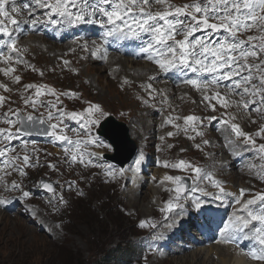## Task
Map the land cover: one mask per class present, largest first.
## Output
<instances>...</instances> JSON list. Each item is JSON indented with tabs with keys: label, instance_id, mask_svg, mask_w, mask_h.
Wrapping results in <instances>:
<instances>
[{
	"label": "rangeland",
	"instance_id": "rangeland-1",
	"mask_svg": "<svg viewBox=\"0 0 264 264\" xmlns=\"http://www.w3.org/2000/svg\"><path fill=\"white\" fill-rule=\"evenodd\" d=\"M251 31L252 29L242 32L239 34L240 38L247 40ZM257 34L259 36L264 35V33L259 31H257ZM29 36L30 35H26V39H28ZM96 40L98 43L100 42L98 34L96 35ZM25 48L27 51L31 50L26 46ZM31 48L33 51L35 50L33 45H31ZM33 51L32 53H28V59L31 62H34V68L28 73H22L21 79L23 83L50 87L56 92V95L59 93L56 87L65 88L66 91L70 89L80 92L82 95L71 96V99L68 101H65L63 98L59 99L61 109H63L64 112L70 113L75 111L80 113L89 107L90 102H87L88 100L92 101L91 104H96L95 102H98L102 105L99 106L102 108L105 115L100 116L99 114H96L95 118L98 119V123L94 127H91L89 132L86 133L85 129H81L79 124L73 123L68 124V129L66 131V134L73 139H91L94 141V143L89 146V153L92 154L91 159L92 156H96L94 161L96 162V165L100 167H93L90 169L68 167L64 161H61L57 156H54L53 151H59L57 145L51 143V138L44 140L35 139L31 141L22 137L14 139L12 144L14 146L19 145V148L12 151L14 153L25 155V151L28 148L34 147L36 149L35 153H33L35 157V166L30 170H26V175L23 177H19L20 175L11 176L10 183L5 179V184L9 188L13 181L22 185L23 190L30 193L28 199L23 198L20 191H5L6 185H3L2 187V190L6 195V200L12 199L13 196H16L17 200L20 201L18 204L20 209L14 213L6 212L1 213L0 215V264H180L179 261H173V258L184 256L181 254L171 257L172 259H163V262L161 263H155L153 261L155 259L153 254L156 253V250L152 249L150 243L154 240H159L160 235L163 232L166 233V230L164 229L168 228L166 225L172 223V221L170 222L168 218L167 220L160 221V223H148L155 224V228L147 226L145 228L139 227V223L146 218L140 209L137 208L132 210L129 208L130 200L129 198L124 197L123 194L129 187L135 185L133 184L130 186L131 180L136 176V174H134L135 165L129 164L121 169L113 164L110 167L111 169H114L115 175L113 177L107 175L101 176V167H108L102 166L101 164L106 162L112 164L111 162L104 160L102 155L111 156L114 153L111 145L96 135L95 130L98 124L104 118L112 116L117 123L122 124L127 128V135L137 148V152H141L145 157V160L142 162L143 167L137 174L147 178L148 185L155 186L156 184L151 183L149 179L153 176H157L159 181L162 176L161 174L163 173L165 177L169 175L173 177L187 176L191 179L192 187L197 181L194 180V173L191 169L170 170V167H164V164L168 161L174 164L182 160L180 154L183 148H180L179 146L181 144L187 145V152L185 154L187 161L193 166L199 168H202V163L198 160L192 159V157H197L193 152V149H197V144L200 145L203 152L207 155H211L213 148L219 146L218 142L223 143L225 149H227L228 143H234L237 147L233 148L232 151H229L230 157L234 159V156L237 155V153L248 149V146L251 145L246 143L243 138L238 140V138L231 133V129L228 125L230 126L232 123L237 124L243 132L249 134L252 139L255 140V146L259 147L260 144L264 143V136L259 135L255 137L253 136V133L259 130L261 123L264 122V111H254L250 114L251 116L248 120L244 121L240 116L241 112L239 108L232 107L226 111L221 108L215 112V115L222 121L227 120L228 123H223L222 126H220V133H211V131H208L207 129L197 131L202 133V135H197V132L184 133L182 131L177 136L172 135L169 137L167 135L164 143L158 144L153 135H150L152 132L148 133L147 130H151V123L153 119L158 116L160 119V123L157 125L160 128L159 133L163 128L168 132L169 127L164 126L165 119L162 111H157L153 108L151 113L157 116L153 117V119L151 117L148 119L144 118L143 121L136 115L138 113V104L134 101L130 92L124 90L121 86H116V83L114 82L113 84L111 82L112 86H108L110 81L105 78L106 73L102 68H93L95 72H92L91 69L87 68L86 64H83V66L80 67L81 76L66 73L60 70L59 66L51 64L55 59L52 60L48 57V61L44 56L37 55L36 57ZM99 70L101 72H99ZM89 82H92L91 84L93 88L88 85ZM19 86L20 85L18 84H12V87L17 88L20 92ZM11 92L14 96L15 91L11 90ZM126 92H128V94ZM34 93V88H27L25 96H34ZM145 93L151 94L152 92L146 91ZM126 94L128 98L125 97ZM155 94L156 93H152V95ZM18 95L19 94L16 95V98H18ZM205 95H207V92L202 93V97ZM39 99L41 101L44 100V98ZM151 100L153 102H158L157 105H166V98L160 102L157 99V96H154ZM181 108L184 110L177 109V118L181 117L182 120H177L176 123L183 124L184 118L189 115L199 117L200 119L210 117L209 111H207V108L205 107H203L202 110H198L195 107L191 109V106H187L186 104ZM10 109L25 114L32 113L37 116L43 113L45 117L47 116V111L43 107L35 112L31 107L25 105L19 106L15 104L12 107L6 105L4 112L9 111ZM7 113L11 115L10 112ZM136 120L141 122V128H144V130L146 128V132L141 129L145 134L136 129L137 127L133 124ZM144 122L145 124L143 125L142 123ZM12 128L11 131H13ZM116 128L119 131H122L119 127ZM130 128L137 131L141 136V139L137 138L135 135L130 136ZM76 133H79L80 135L77 136ZM153 133L155 135L159 134L156 132ZM221 134H224V136L221 137ZM226 135L228 136L226 137ZM191 137H195V139H192ZM226 139L230 140L225 142L224 140ZM205 140H207L209 144L206 145L204 143ZM124 145L126 148L128 147L126 143H124ZM143 145L145 149L143 148ZM64 147H66V145L61 146L62 150ZM120 151L121 152L117 155L123 157L125 152L122 150ZM10 153L8 154L9 156ZM217 156L220 158L218 164H214L207 171L201 169L202 175L208 174L214 179L219 180L224 187L225 192L226 188H229L234 191L237 189H243L248 191V193L254 191V194L264 193V187H261L256 183V181H260L257 178V175L261 173L264 174L263 171L256 168V166L264 163V159L261 158L262 153L254 152L253 157H245L248 159L243 163L247 166L245 171H241L237 167L233 169L231 166H225L226 162H224V160L226 157L224 153L217 154ZM68 159L70 158L66 157V160ZM85 159H88V157H85ZM16 164L19 165L18 160H16ZM50 164L55 165V168L49 167ZM234 165H240V163L238 162ZM121 170L124 172L123 176L120 175ZM232 175L233 178H231ZM40 179H45L48 181L47 183L52 182L56 186L55 195L53 193L47 194L46 191L40 189L38 186ZM123 180H127L126 184L123 187H118L117 185ZM261 182L264 184V181ZM199 187H204L207 194H193L207 196V199L214 198V196L211 195H216L219 191L212 187L207 180L199 182ZM174 188V184H172V193L168 188L165 189L167 193V199L165 202L172 199L170 197L171 195L175 196ZM146 189L142 192L139 191V197L142 195L141 201H143V203H141L144 205H146L148 196L150 195L148 190L145 195L142 194ZM74 191L79 192L80 196L72 199L69 206L62 209L61 212L55 213V216L48 215V217L44 214L45 208L52 204H56L61 195L64 196L65 199H71L69 194ZM84 192H86L85 196H83ZM252 198H254V196ZM205 203L209 202L206 201ZM157 206L160 208L159 205ZM161 206H163L162 203ZM210 206L221 208L222 205L218 202H214ZM32 209L38 214L36 218L32 216ZM154 209L152 207L151 214H148L150 221L159 219ZM188 211L189 210H187V212ZM187 212H177L181 214L178 219L188 215ZM192 223L194 227V221H192ZM174 226H177V223ZM153 236L159 237L153 239ZM176 241L181 243L180 240ZM223 244H225V242L221 240L216 243H210L209 246L210 248L213 246L220 247ZM188 247H194V251L204 249L202 246L193 244ZM174 248L183 249V246L170 245L169 249L163 248L160 252H168ZM165 249H168V251ZM217 251L218 250H214V252ZM202 258H199L197 262H201ZM219 261L220 258H218V256H213L212 262L214 264L219 263ZM243 261H245V259H243ZM246 264H264V262H246Z\"/></svg>",
	"mask_w": 264,
	"mask_h": 264
},
{
	"label": "snow or ice",
	"instance_id": "snow-or-ice-1",
	"mask_svg": "<svg viewBox=\"0 0 264 264\" xmlns=\"http://www.w3.org/2000/svg\"><path fill=\"white\" fill-rule=\"evenodd\" d=\"M34 3L35 7L30 4L22 6L30 19L19 20L17 17L21 16L22 10L16 5L15 0H0V37H7L0 45V62L4 64L14 60L17 63L23 62L19 55L22 49L17 46L19 38L14 35L21 23L30 24L34 30L38 24H50L57 27L97 25L101 29L100 42L93 40L92 49H89L87 44L81 49L90 52L93 58L107 59L110 40H138L141 41L138 53L154 63L161 73H183L186 77L183 82L198 91L206 92L211 88L214 95L204 96V100L209 103L211 100H217L220 106L225 108L236 104L250 111L260 112L264 109V58H262L264 35L259 38L249 35L247 40L241 39L239 35L253 28L264 33V0H191L190 3L182 6H176L169 0H34ZM154 5H159L161 10L153 11ZM37 7L46 10L43 12V20L35 15ZM9 25L12 27L10 28ZM249 61L258 62L250 63ZM63 63L67 65L69 61L65 60ZM0 71L7 76L15 69H0ZM188 73L195 74V78L188 77ZM205 74L208 76L207 79L204 78ZM14 79L19 83L21 78L15 76ZM0 87L8 91L6 86L0 85ZM221 87L227 90L228 95L240 97L239 101H230L222 96L219 91ZM25 88H35L34 96L27 97L24 101L25 105L31 107L33 111L43 107L47 111V116L45 117L43 113L39 116L32 113L25 114L11 109L9 110L11 115L5 113L2 121L9 125V128H0V145H3L0 147V167H11L20 176H25L24 169L35 166L30 163V156L25 154L22 157L24 167H20L16 164V160L21 158L9 157L8 154L15 147L11 141L20 136L33 135L50 137L53 141L67 145L63 151L66 157H70L72 164L79 163L85 167L98 166L92 161V154L86 150L94 141L69 137L66 134L67 126L64 121L65 119L76 121L87 133L98 123L96 114L105 115L102 108L90 103L89 107L80 113L64 112L57 109L56 104L51 101L45 104L39 99L44 95L56 96L52 88L37 85H26ZM5 99L0 96V107L4 105ZM253 105L255 107H252ZM211 107L215 111V105ZM54 109H56L55 114ZM207 119L214 120L215 117H207ZM222 122L228 123L227 120ZM184 124L185 131L191 128L195 132V126L202 124V119L189 115L184 118ZM12 127H15V132L11 131ZM230 129L236 138H243L246 142L255 145V140L243 132L237 124L232 123ZM76 135L80 134L76 133ZM172 135L171 132L168 133L169 137ZM197 135L202 133L197 132ZM258 135L264 136V129ZM191 138L195 139V137ZM204 143L209 144L207 140ZM196 147L199 149L200 145L197 144ZM259 153H264V143L259 145ZM261 158L264 159V156ZM144 160L145 157L141 154L135 161L136 173L141 171ZM49 167L55 168V165L50 164ZM164 167L177 170L191 169L194 180L197 181L191 187L192 193L207 194L204 188L199 187V182L207 180L212 187L219 190L214 196L215 199L223 200L229 195L219 180L208 174L202 175L201 168L187 161L180 160L171 165L165 163ZM123 174L121 170L120 175L123 176ZM107 175L113 177L115 173L109 168ZM165 180L175 185V196L166 202L162 211L172 212L179 209L182 213L185 210L182 200L188 199L186 183L180 176L169 175L165 177ZM131 183L135 184L136 180L132 179ZM42 186L47 192L55 195V188L51 183H43ZM5 191H20L23 198L30 197V193L24 191L22 185L15 181L11 183L10 188L6 185ZM244 195L245 190L241 189L240 197ZM59 201L66 203L62 195ZM7 202L6 199H0V205ZM192 202L196 209L202 207V202L196 196L192 197ZM258 202L260 204L258 208L252 207ZM234 203L240 205L241 200L237 198ZM180 213L173 217L172 223L166 226H174ZM146 226L156 227L155 224H148L147 221L139 223L140 228ZM237 233L242 234L243 239L254 240L259 245L258 248L250 250L248 255L254 261L264 262V193L245 201L240 214L234 213L233 218L223 225L221 233L223 242H233Z\"/></svg>",
	"mask_w": 264,
	"mask_h": 264
},
{
	"label": "bare ground",
	"instance_id": "bare-ground-1",
	"mask_svg": "<svg viewBox=\"0 0 264 264\" xmlns=\"http://www.w3.org/2000/svg\"><path fill=\"white\" fill-rule=\"evenodd\" d=\"M170 3L175 4L176 6H182L185 3H190L191 0H169ZM15 3L18 7L21 8L22 13L21 16L17 17L19 20H28L30 19L29 14L23 10L24 4H30L33 7H35L34 0H15ZM153 11L161 10L159 5H154L152 8ZM46 11L45 9L36 8L35 15L40 17L42 20L44 19L43 12ZM11 28L12 26L9 25ZM35 31L39 32V35L36 34V37L25 39V35L35 33ZM98 31L99 35L101 33V29L98 28L97 25H90V24H83L78 26H71V25H63L61 27L53 26L50 24H38L36 26V30L32 28L30 24L21 23L19 30L14 33L15 36H17L18 39V48L22 49V51L19 53L20 57L22 58V63H17L15 60L12 61L9 64H4L3 62H0V69H8V68H14V72H10L9 75L5 76L3 71H0V85H4L7 87L8 91H5L4 87H0V96L5 97V105L8 107H12L15 104L19 106L25 105L24 101L26 99L25 92L26 88L25 86L28 85L26 83L22 82V79H20V82L17 83L14 79L15 76H20L22 73H28L33 70L34 68V62L30 61L28 59V53H32L31 45L35 47V50L33 51L37 57L38 56H44L48 61V57L51 58L53 63L56 66H59L60 70L66 73H72L81 76L80 67L83 66V64L87 65V68L91 69L92 72H95L93 68H102L105 70L106 73V79L110 81L108 83V86H112L113 82L116 83V86H121L124 90L129 91L132 97L134 98V101L138 104V113L136 114L137 117L144 121V118L148 119L151 117L157 116L155 114L151 113V110L154 108L157 111H162V114L164 115V123L167 122L169 124L168 132L172 133L173 136H177L182 131L184 133H195L197 131L202 130L197 129L194 131H185V126L180 123H176L177 121V109L178 110H184L181 108L183 105L191 106V109L193 107L197 108L198 110H202L203 107V100L201 98V91H198L196 89H193L190 85H187L183 82L184 76L183 73H161L159 70H157V66L148 61L143 55L138 53V49L141 46V41L138 40H123L122 42H128L127 45L122 47L121 43L119 42H112V40L109 41L108 45V55L106 60L93 58L90 55V52L88 51H82V47L87 44L89 49L93 48L92 41L96 37L95 32ZM199 35V33H197ZM180 37H178L179 39ZM7 37H0V45H2L3 41L6 40ZM120 41V40H118ZM46 42V43H45ZM97 42V41H96ZM49 43V44H47ZM28 47L31 50L29 51H23V49ZM54 46V48H53ZM7 54V50H5ZM15 55V54H13ZM51 55V56H50ZM133 58V60H130ZM69 61L67 65L63 63V61ZM139 60H144V63H141ZM51 61V60H50ZM154 65V67H153ZM101 69V70H102ZM39 70V69H38ZM40 71V70H39ZM88 71V72H91ZM41 72V71H40ZM98 72V71H97ZM99 72H101L99 70ZM150 77H153V79H150ZM188 77L195 78V74L188 73ZM100 78V77H99ZM104 78V77H103ZM205 79L208 78L207 74L204 76ZM112 82V84H111ZM18 84L20 85V92L17 88H13L12 84ZM92 82H89V86L92 87ZM115 85V84H114ZM149 85L151 87H149ZM111 88V87H110ZM109 88V89H110ZM59 93L66 94L70 96H80L82 95L80 92H77L75 90H68L66 91L65 88L62 87H56ZM11 90L15 91V95L13 96ZM113 90V89H112ZM146 91H151L152 93H156L155 95H152V93H145ZM209 91L214 95V91L210 88ZM222 96H225L228 100L235 98V95H228L227 90L223 87L219 89ZM123 92V91H122ZM114 93V92H113ZM128 94V92H126ZM18 95V98H16V95ZM75 94V95H72ZM125 96L128 98V96ZM154 96H157V99L161 102L164 98H166V105H157L158 102H153L151 98ZM177 96V97H175ZM119 98V97H118ZM122 98V97H121ZM87 101L86 99H84ZM92 102V101H87ZM95 102V101H94ZM191 102V103H190ZM97 105H101L98 102H95ZM26 106V105H25ZM102 106V105H101ZM240 116L244 121H247L248 118L251 115H244L240 113ZM137 118V119H138ZM160 123V119L157 116L153 119L151 123V130L147 132L150 133V135H153L154 139L158 144H163L168 132L163 128L162 131L159 133L160 128L157 126ZM138 129V131H145L144 128H141V122L139 120H136V122L133 123ZM143 125L145 124L142 123ZM148 125V124H147ZM174 125H178L179 127H176ZM140 127V128H139ZM150 127V126H149ZM148 127V128H149ZM211 133L214 132L216 125L211 122ZM0 128H3L0 126ZM142 129V130H141ZM262 129H259L253 133V136H259L258 133ZM142 131V132H143ZM146 132V131H145ZM153 132L159 133L158 135H155ZM144 133V132H143ZM145 134V133H144ZM129 135H135L137 138L141 139V136L139 133L133 128L129 130ZM224 134H221V137H223ZM144 137V136H143ZM142 137V138H143ZM212 137V136H211ZM132 138V137H131ZM215 139L214 137H212ZM133 139V138H132ZM134 140V139H133ZM230 139L224 140L225 142L229 141ZM135 141V140H134ZM250 144L249 151L259 152V147L246 142ZM219 146L216 148H213L211 151V155H207L205 152L201 150V147L199 149H193V152L197 155L196 158H193V160H198L202 163V170L207 171L209 170L214 164H218L219 157L217 154H223L225 155L226 159L224 162H226L225 166H231L233 169L237 167L239 170L243 171L245 167H247L244 164L240 165H234L235 163H238L239 160L237 158H231L229 151H232L233 148L237 147L234 143H228L227 149H225V146L223 143L218 142ZM123 147V148H122ZM120 150L127 153V150L124 146H122ZM180 148H183V151L180 154V157L182 160L187 161V158L185 156L187 152V145L181 144L179 146ZM178 147V148H179ZM143 148L145 149L144 145ZM35 148L32 147L30 152L35 153ZM126 150V151H125ZM137 150V148H136ZM55 155L58 153L53 151ZM241 153V151L239 152ZM237 153V154H239ZM141 152H137L134 158L132 159L131 165H135V161L139 158ZM248 154H245L244 157H247ZM203 158V160H202ZM248 160V159H247ZM188 162V161H187ZM223 162V163H224ZM169 165V161L167 162ZM143 165L141 164V168ZM170 170H173V168L170 167ZM9 175L6 176L5 173L0 172V179L5 178L9 183L11 182V172H14L12 169H8ZM155 173V172H153ZM162 173V172H161ZM134 174L136 176L133 178L136 180L135 185L133 183L130 184V186L133 185V187H129L126 192H124V197L129 198L130 205L129 208L132 210L140 209L142 214L145 216V220L148 223L149 222H156L160 223V221L163 220H170L172 221L173 217L177 216V212H180L179 209H175L172 212L162 211V209L165 208L166 199H167V193L166 188H168L171 191V185L172 183L170 181L165 180V176L163 173L160 177L159 181L157 176L151 177L149 180L151 183L156 184L155 186L148 185V179L139 176L135 171ZM21 177V176H19ZM18 177V178H19ZM233 178V175L231 176ZM110 182V181H109ZM127 180L121 181L117 186L123 187L126 184ZM108 183V182H107ZM259 186L264 187V184L261 181H256ZM204 184V183H203ZM147 188V189H146ZM204 188V187H202ZM144 191V194L147 193V190L149 192V196L147 199L146 205L142 204V195L139 197L140 193L139 191ZM226 192L229 193L228 196H226L223 200H217L215 198L207 199V196H201L199 194H193L191 191L187 193V200H182V203L185 205L184 211H193V202L192 197L196 196L198 200L202 202V205L209 206L204 204L206 201L209 202H218L222 205L221 208H212L209 211L210 212H216L217 213V219L220 220V217L227 215L229 216V219L233 218V214H240V210L242 208L243 203L245 202V198L251 199L252 195H258V193L254 194V191H251L248 193V191L245 190V195L243 197H240V190L237 189L236 191L226 188ZM172 193V191H171ZM86 192H84L83 196H85ZM122 194V195H123ZM174 196V195H173ZM173 196L170 197L173 199ZM211 196H215L212 194ZM0 198L6 199L5 192L0 188ZM64 198V196H63ZM239 198L241 200V204L237 205L234 203V201ZM13 200V199H11ZM9 202V199L7 200ZM66 203H61L58 201L56 204H52L51 206H48L45 208L44 214L46 216L52 215L55 216V213L61 212L62 209L69 206L72 199H65ZM7 202V203H8ZM142 202V203H141ZM161 203L163 206H161ZM159 205L160 208L157 206ZM260 206L259 203L257 205L252 206L255 208H258ZM4 207V204L0 205V215L1 213H8L6 210H1V208ZM152 207L154 211L157 213L158 220L150 221L149 213L151 214ZM35 213V215H33ZM160 213V215H159ZM206 218L209 216H212L209 213H203ZM201 214V215H203ZM37 213L35 210L32 209V216L34 218L37 217ZM200 215V216H201ZM181 216V214H180ZM194 218H199L198 213L193 214ZM49 217V216H48ZM216 218L214 219V222H216ZM1 219V218H0ZM192 220L190 218H186L184 221V218L177 220V226L168 227L166 230V233H162L160 235V241H155L154 245L156 246V253L153 254L154 256V262L161 263L163 262V259L171 258L178 256L179 254L184 256H179L178 258H173V261H179L180 264H214L212 262L213 256H218L220 258L219 263L217 264H246V261H243L242 258L235 256V254L231 251L229 248V245L227 243L223 244L221 247H212V248H205V249H199L193 252H190L188 250V241H187V235H185L184 228L185 227H192L193 224L191 222ZM169 222V223H170ZM154 235V234H153ZM216 235L215 232H212L210 234L211 237H214ZM162 236V238H161ZM159 237V236H158ZM157 236H153V239L158 238ZM149 238V237H148ZM149 240V239H148ZM176 240H182L185 244L183 246V249H173L171 252L170 250L168 252H160L161 249L167 248L170 246V244L173 241ZM195 243H201L203 240H195ZM179 243V242H178ZM232 247L237 248H243V243L238 239L237 236H235ZM213 249V250H212ZM214 250H218L217 252H214ZM187 254V255H185ZM204 256V257H203ZM203 257V258H202ZM199 258H202L201 262H197ZM172 259V258H171Z\"/></svg>",
	"mask_w": 264,
	"mask_h": 264
},
{
	"label": "water",
	"instance_id": "water-1",
	"mask_svg": "<svg viewBox=\"0 0 264 264\" xmlns=\"http://www.w3.org/2000/svg\"><path fill=\"white\" fill-rule=\"evenodd\" d=\"M105 121L101 124L100 129L98 130V134L102 138L107 140L115 149V154L106 158L119 165V167H123L133 158L136 152V147L129 139L127 135V128L124 125L117 123L111 117L105 119ZM116 127H119L120 129H122V131H119ZM124 143L128 145L127 148L125 147ZM122 146L126 148L127 153L125 152L123 157H119L117 154ZM183 181L186 183L187 189H189V182L187 180Z\"/></svg>",
	"mask_w": 264,
	"mask_h": 264
}]
</instances>
